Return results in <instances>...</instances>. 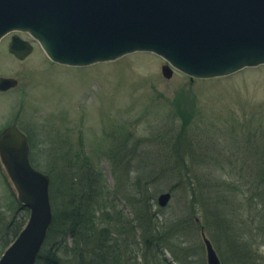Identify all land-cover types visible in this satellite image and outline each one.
<instances>
[{"label": "rangeland", "instance_id": "374dc122", "mask_svg": "<svg viewBox=\"0 0 264 264\" xmlns=\"http://www.w3.org/2000/svg\"><path fill=\"white\" fill-rule=\"evenodd\" d=\"M21 37L33 45L23 62H12L8 53L0 52V74L16 80L10 91L0 92V130L15 117L19 126H31L33 144L44 145L31 148L30 161L36 169L53 171L54 149L69 158L77 156L79 164L86 161L113 198L111 217L128 224L134 214L126 198L139 192L132 185L139 179L167 239L159 260L206 264L204 236L220 261L234 264L225 241L211 228L214 217L192 201L190 168H202L210 184L214 175L241 190L238 168L243 158L252 165L249 146L264 134V65L210 79H190L175 71L166 79L160 69L164 60L151 53L70 67L50 62L35 41L26 34ZM8 42L9 35L0 41V50L6 51ZM119 148L123 152L117 156ZM118 158H123L120 167ZM230 170L236 175H229ZM232 190L243 208V193ZM164 192H170L171 199L160 208L156 199ZM15 213L16 220L27 221L29 212L17 204L0 165V231ZM138 234L135 230L133 238L122 235L125 264H131L133 256L144 263ZM66 243L70 244L69 238ZM258 252L264 257V245Z\"/></svg>", "mask_w": 264, "mask_h": 264}, {"label": "water", "instance_id": "95a60500", "mask_svg": "<svg viewBox=\"0 0 264 264\" xmlns=\"http://www.w3.org/2000/svg\"><path fill=\"white\" fill-rule=\"evenodd\" d=\"M19 60L32 50L17 32L38 42L57 64L83 67L150 52L190 79H209L264 64V0H0V39ZM16 80L0 78V91ZM0 164L29 217L0 264H35L53 222L49 176L32 167L26 136L16 126L0 132ZM169 192L157 205L167 206ZM206 264H221L203 236Z\"/></svg>", "mask_w": 264, "mask_h": 264}, {"label": "trees", "instance_id": "16d2710c", "mask_svg": "<svg viewBox=\"0 0 264 264\" xmlns=\"http://www.w3.org/2000/svg\"><path fill=\"white\" fill-rule=\"evenodd\" d=\"M261 135L256 144L249 146L252 165L243 158L237 175L232 170L227 171L237 176L241 190L234 186L236 183L219 180L214 175L210 184L202 168L189 167L193 171L189 177L192 201L210 211L214 217L211 228L225 241L234 264H264V257L258 252L259 246L264 245V134ZM181 136L176 137L177 147H180ZM57 150L54 149L52 157L53 171H42L50 178L53 222L35 264H125L122 257L126 239L122 235L130 237L131 234L133 238L135 230L139 231L144 263H137L133 256L131 264H164L166 260H159V255H164L167 239L161 234L151 205L138 185L142 182L137 179L132 183L140 193L126 198L134 214L129 226L120 218L111 217L113 198L101 175L86 161L79 164L77 156L69 158L62 151L56 153ZM120 150L115 151L117 156ZM118 159L116 165L120 167L123 158ZM228 164L233 167L232 163ZM232 189L243 193V208L234 199ZM17 216L15 213L1 228L0 256L25 224L23 219L16 220ZM66 238L70 239L69 245Z\"/></svg>", "mask_w": 264, "mask_h": 264}, {"label": "flooded vegetation", "instance_id": "af4514ba", "mask_svg": "<svg viewBox=\"0 0 264 264\" xmlns=\"http://www.w3.org/2000/svg\"><path fill=\"white\" fill-rule=\"evenodd\" d=\"M9 38H10V36H9ZM5 49H6V51L5 50H0V52H2V54L3 53H8V55H7V58H9L12 62H14L15 60L16 61H18V62H23V60L22 61H20V60H18L17 58H15L14 57V55H12L9 51H8V44L6 45V47H5ZM9 77V76H6V75H1L0 74V77ZM18 82V81H17ZM11 89H9V90H6V91H0L1 93H4V92H8V91H10ZM18 118L19 117H15V118H13V120L12 121H10L8 124H6L4 127H2V129L0 130V132L3 130V129H5L6 127H8V126H16L21 132H23L24 134H25V136H26V138H27V141H28V145H29V148H31V147H34V146H38V147H44V145H42V141H40V142H38L39 143V145H34L33 144V137L31 136V126L30 125H27V126H24V127H22V126H19V124H18Z\"/></svg>", "mask_w": 264, "mask_h": 264}]
</instances>
